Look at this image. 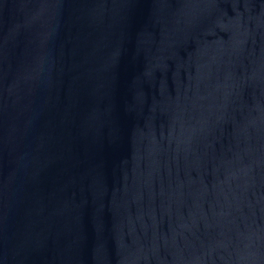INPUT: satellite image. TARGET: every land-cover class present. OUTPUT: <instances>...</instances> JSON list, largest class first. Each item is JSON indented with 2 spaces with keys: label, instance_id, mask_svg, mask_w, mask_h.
Masks as SVG:
<instances>
[{
  "label": "water",
  "instance_id": "95a60500",
  "mask_svg": "<svg viewBox=\"0 0 264 264\" xmlns=\"http://www.w3.org/2000/svg\"><path fill=\"white\" fill-rule=\"evenodd\" d=\"M0 264H30L21 209L1 123Z\"/></svg>",
  "mask_w": 264,
  "mask_h": 264
}]
</instances>
